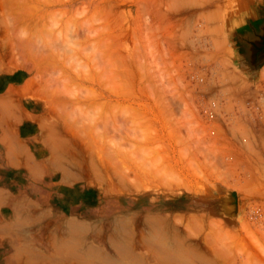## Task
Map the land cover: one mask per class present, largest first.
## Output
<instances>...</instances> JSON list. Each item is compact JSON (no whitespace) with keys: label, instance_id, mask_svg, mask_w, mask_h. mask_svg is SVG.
Wrapping results in <instances>:
<instances>
[{"label":"rangeland","instance_id":"374dc122","mask_svg":"<svg viewBox=\"0 0 264 264\" xmlns=\"http://www.w3.org/2000/svg\"><path fill=\"white\" fill-rule=\"evenodd\" d=\"M9 84L76 165V264H264V0H0ZM165 212L189 246L138 251Z\"/></svg>","mask_w":264,"mask_h":264},{"label":"crops","instance_id":"0c3cea01","mask_svg":"<svg viewBox=\"0 0 264 264\" xmlns=\"http://www.w3.org/2000/svg\"><path fill=\"white\" fill-rule=\"evenodd\" d=\"M11 87L0 93V118L20 98V88ZM11 118L0 119V264H76V165L66 162L72 155L43 140L35 148ZM206 217L207 229L217 217ZM131 220L138 251H177L170 247L191 242L187 216L183 226L171 212Z\"/></svg>","mask_w":264,"mask_h":264},{"label":"bare ground","instance_id":"6f19581e","mask_svg":"<svg viewBox=\"0 0 264 264\" xmlns=\"http://www.w3.org/2000/svg\"><path fill=\"white\" fill-rule=\"evenodd\" d=\"M115 21H116V20H115ZM109 32H110V31H109ZM111 34H113V33H111ZM114 35H115V34L111 35V37L114 36ZM119 35H120V34H119ZM119 35H118V36H119ZM113 38H116V37H112V39H113ZM116 40H117V39H116ZM116 40H114V41H116ZM76 44H77V43H76Z\"/></svg>","mask_w":264,"mask_h":264}]
</instances>
